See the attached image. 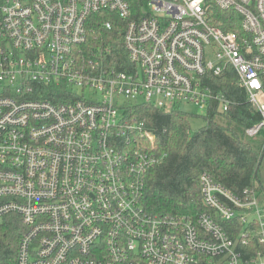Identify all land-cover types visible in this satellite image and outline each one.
Returning <instances> with one entry per match:
<instances>
[{
	"label": "built area",
	"instance_id": "1",
	"mask_svg": "<svg viewBox=\"0 0 264 264\" xmlns=\"http://www.w3.org/2000/svg\"><path fill=\"white\" fill-rule=\"evenodd\" d=\"M101 12L125 22L123 67L109 47L81 65ZM228 70L260 116L245 135L264 140V0H0V224L23 227L15 264H264L263 193L203 172L195 218L143 205L163 157L127 108L224 114L214 80Z\"/></svg>",
	"mask_w": 264,
	"mask_h": 264
},
{
	"label": "trees",
	"instance_id": "2",
	"mask_svg": "<svg viewBox=\"0 0 264 264\" xmlns=\"http://www.w3.org/2000/svg\"><path fill=\"white\" fill-rule=\"evenodd\" d=\"M133 7L136 9L137 5ZM225 14L216 12L214 23L238 32L237 26L220 24L226 19ZM107 21L111 22L110 30L104 28ZM87 26L89 38L80 50L81 65H87L99 48L109 47L112 55L106 63L116 60L123 67L125 22L115 14L101 12L92 15ZM214 89L230 99L232 105L224 114L211 109L205 116V125L195 132L190 130L188 115L179 109L163 112L148 104L127 108L137 124L154 135L153 153L163 157L146 180L143 205L150 215L193 219L204 211L199 188L203 172L233 193L247 189L264 194V140L260 135H245V130L259 122L260 116L237 86L232 70L214 80ZM22 232L17 216L10 215L0 224V264H15Z\"/></svg>",
	"mask_w": 264,
	"mask_h": 264
},
{
	"label": "rangeland",
	"instance_id": "3",
	"mask_svg": "<svg viewBox=\"0 0 264 264\" xmlns=\"http://www.w3.org/2000/svg\"><path fill=\"white\" fill-rule=\"evenodd\" d=\"M141 103V100L138 101ZM179 110L188 115V122L190 130L195 132L196 130L202 128L205 125L206 110H200L197 106L191 103L182 102L179 106ZM264 175V169H263Z\"/></svg>",
	"mask_w": 264,
	"mask_h": 264
}]
</instances>
